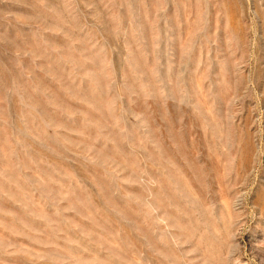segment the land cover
<instances>
[{"label":"rangeland","instance_id":"1","mask_svg":"<svg viewBox=\"0 0 264 264\" xmlns=\"http://www.w3.org/2000/svg\"><path fill=\"white\" fill-rule=\"evenodd\" d=\"M0 264H264V0H0Z\"/></svg>","mask_w":264,"mask_h":264}]
</instances>
